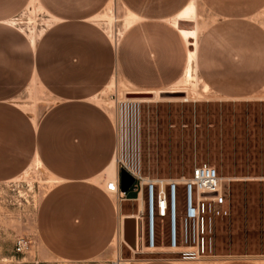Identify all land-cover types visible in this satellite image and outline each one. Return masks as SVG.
<instances>
[{"label": "crops", "instance_id": "obj_1", "mask_svg": "<svg viewBox=\"0 0 264 264\" xmlns=\"http://www.w3.org/2000/svg\"><path fill=\"white\" fill-rule=\"evenodd\" d=\"M192 1L0 0V181L32 161L53 175L35 217L37 238L52 255L84 261L124 239L123 200L105 189L119 171L115 110L96 99L113 77L136 92H166L185 78L195 51L196 75L216 95L263 91L264 24L257 16L264 0H199L213 17L199 37L181 24ZM31 4L47 20L33 37L16 22ZM112 4L122 16L115 40L96 22ZM33 80L53 98L39 116L15 101ZM137 264L191 263L155 255ZM213 264L264 261L231 254Z\"/></svg>", "mask_w": 264, "mask_h": 264}, {"label": "rangeland", "instance_id": "obj_2", "mask_svg": "<svg viewBox=\"0 0 264 264\" xmlns=\"http://www.w3.org/2000/svg\"><path fill=\"white\" fill-rule=\"evenodd\" d=\"M181 24L199 35L213 21L199 0ZM121 15L108 5L96 22L109 34L119 27ZM257 19L264 24V10ZM46 16L36 6H28L17 16V26L36 36L46 25ZM193 46L191 34L186 33ZM191 56L195 59V51ZM136 92L117 76L96 99L115 110V98L152 100L139 102L136 140L120 129L118 157L138 151L142 172L150 176L189 174L195 164L214 165L220 174L230 177L225 184L229 212L216 219L212 248L199 259H185L179 253L131 249L123 239H115L103 254L84 261H68L49 253L39 242L35 217L38 202L55 178L41 164L30 165L7 180L0 181V264H137L155 256L176 257L191 264H213L231 254L251 255L264 261V89L242 99L220 97L197 77L181 78L166 92ZM51 94L32 81L15 101L33 116H39L52 102ZM127 197L135 191L128 189ZM125 214L136 211V202L123 200ZM158 238L166 235V223L156 217ZM18 238L26 245L16 249Z\"/></svg>", "mask_w": 264, "mask_h": 264}, {"label": "built area", "instance_id": "obj_3", "mask_svg": "<svg viewBox=\"0 0 264 264\" xmlns=\"http://www.w3.org/2000/svg\"><path fill=\"white\" fill-rule=\"evenodd\" d=\"M126 93H130L127 91ZM125 98H115V125L117 145L115 150L118 169L126 168L134 181L129 187L135 191L127 197L120 189L119 177L105 183V189L117 202H136V211L126 214L134 219V245L131 249L150 252L179 253L185 259H199L212 248V233L216 219L229 212L225 184L230 179L219 173L214 165L195 164L189 174L150 176L142 172L140 157L135 148L132 155L118 157L120 129L128 138L136 140L138 129V103ZM156 217L166 223V235L158 238ZM16 249L21 250L26 241L18 238ZM178 260L176 257H168Z\"/></svg>", "mask_w": 264, "mask_h": 264}, {"label": "water", "instance_id": "obj_4", "mask_svg": "<svg viewBox=\"0 0 264 264\" xmlns=\"http://www.w3.org/2000/svg\"><path fill=\"white\" fill-rule=\"evenodd\" d=\"M128 94H142V92H130ZM153 94V93H148ZM119 177V185L120 189L123 191H127L131 184L134 181V176L124 167H120L118 171ZM124 240L130 244L134 245V219L132 217L127 216L124 219Z\"/></svg>", "mask_w": 264, "mask_h": 264}, {"label": "bare ground", "instance_id": "obj_5", "mask_svg": "<svg viewBox=\"0 0 264 264\" xmlns=\"http://www.w3.org/2000/svg\"><path fill=\"white\" fill-rule=\"evenodd\" d=\"M115 37H116V33L113 35V40H115ZM186 77L187 79H193L194 78V58L191 56L190 57V61H189V66H188V70H187V73H186ZM160 96H159V93H158V96H157V99H159ZM131 101H135V102H143V101H152V100H146V99H143V100H136V99H130ZM115 162H116V158H115Z\"/></svg>", "mask_w": 264, "mask_h": 264}]
</instances>
